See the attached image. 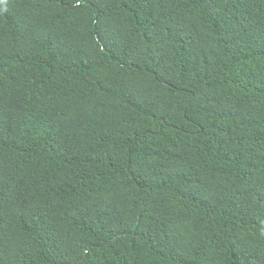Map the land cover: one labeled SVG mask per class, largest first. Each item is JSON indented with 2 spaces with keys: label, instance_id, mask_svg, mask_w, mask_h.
<instances>
[{
  "label": "trees",
  "instance_id": "1",
  "mask_svg": "<svg viewBox=\"0 0 264 264\" xmlns=\"http://www.w3.org/2000/svg\"><path fill=\"white\" fill-rule=\"evenodd\" d=\"M0 264H264V0H0Z\"/></svg>",
  "mask_w": 264,
  "mask_h": 264
}]
</instances>
